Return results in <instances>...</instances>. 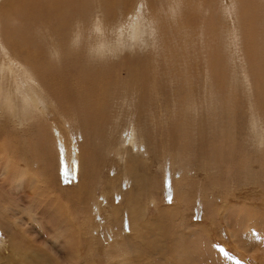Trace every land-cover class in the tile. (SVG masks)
I'll list each match as a JSON object with an SVG mask.
<instances>
[{
  "label": "rangeland",
  "instance_id": "374dc122",
  "mask_svg": "<svg viewBox=\"0 0 264 264\" xmlns=\"http://www.w3.org/2000/svg\"><path fill=\"white\" fill-rule=\"evenodd\" d=\"M4 1L0 0V6ZM131 2L123 20L117 15L107 18V29H114L117 19L124 25L143 22L147 27L144 42L135 45L137 41L127 38L121 48L97 56L94 46L110 42L115 32H88L77 44L74 66L70 56L68 63L62 59L60 65L48 58L46 42L40 67L46 65L52 73L65 68L73 75L82 70L89 74L85 77L103 75L119 82L128 80L127 66L136 65L145 82L154 84L156 95L148 94L150 107L146 115L141 114L144 118L130 115L134 104L115 97L110 106L113 118L104 137L108 142L83 135L70 112L65 111L64 117L57 107L56 112L39 111L36 117L46 133L52 135L58 128L64 137L93 146L98 167L94 177L88 178L84 174H88L89 162L73 168V148H68L65 159L71 163L67 168L50 152L54 159L49 157L47 172L52 182L49 193L43 195L60 199L61 208L67 206L73 220L68 227L50 224L47 211L40 210L32 224L26 219L34 214L33 209L26 211L30 194L25 200L19 194L23 189L10 186V201L21 207L15 209L16 228L24 227L17 234L14 259L19 264H264V133L259 136L264 132V0H182L178 14L170 12L175 0H153L151 13L141 12L144 0ZM39 18L40 34L49 43H59L60 33H46L49 20ZM25 38L27 44L21 43L22 47H36L30 45H34L30 34ZM103 69L106 72L100 73ZM5 116L0 112V140L1 132L37 128L38 122ZM131 127L139 136L146 133L145 139L138 140L136 149L124 150L122 135L127 136ZM76 171L83 175L81 188L75 184ZM102 195L104 202L99 199ZM151 195L156 196V205ZM118 206L120 211L113 212ZM231 207L254 216L244 217V223L249 219L245 224L238 225L237 220L232 224L226 218ZM107 221L109 225L103 223ZM133 222L137 226L131 229ZM8 227L13 231L15 225ZM2 239L10 245L8 232H2ZM220 246L236 259H227Z\"/></svg>",
  "mask_w": 264,
  "mask_h": 264
},
{
  "label": "bare ground",
  "instance_id": "6f19581e",
  "mask_svg": "<svg viewBox=\"0 0 264 264\" xmlns=\"http://www.w3.org/2000/svg\"><path fill=\"white\" fill-rule=\"evenodd\" d=\"M152 2L153 0H144V5L142 6L141 12L144 13L145 10H147L150 13L153 12L155 7L152 8L153 6ZM181 3L182 0H175V4L173 5V7L170 8V12L171 13L173 12L174 14L179 11L181 12L182 11ZM131 5H132L131 0H5L4 2H2V5L0 6V15H1L0 16V112L2 113V115L8 116V118L11 119L15 118V120L17 121L18 118L20 119L23 118V121L26 122L33 121L38 123H35L37 125V128L35 129H31V127H28L29 129L26 130L27 132L24 129H21L19 131L16 130V131L1 132L0 264H19V261H16L14 259V254L16 250V245L19 244L17 242L18 239L17 234L21 233L22 230H24L22 229L23 227L22 225L18 226V230L16 228L17 227L16 225H18L19 223L17 224L16 221L18 217L15 215V209L16 208L19 209L20 204L17 201L16 202L10 201L9 197L12 195L9 191L11 187L17 188L19 190L23 189L24 192L19 194L22 195V197L25 196L24 197L25 200L27 199V195L30 194V199L27 202L28 209H26V211L29 213L32 211L31 209H33L34 214L27 216L26 219H29L32 224L35 223L36 221L35 212L37 210H40V212L42 213L44 211H47L46 212L48 213L47 215L50 216L48 217L49 219L47 221L50 224H55L58 227L59 225L63 226L65 224L64 226L68 227V225H71L73 220L70 219V213L69 214L67 213L68 210L67 206L64 205L62 209L60 205L62 206L63 204H59L60 202L59 198H58L59 200L57 199L49 200L48 199L49 194H47V196L43 195L45 192L49 193V190L51 188L50 183L52 182V181L50 182L49 174L47 172L48 161L50 163L49 157L54 159L53 156H50V152L52 154L53 153L55 154V158L59 159L60 162L59 165H63V166L66 165L67 168L69 167V163H71V160L65 158L69 156L70 150L68 148L69 147L73 148L71 150L73 166H74L73 168L76 169L77 167L76 165H78L80 162L84 163V165L86 164V166L88 165L87 163L89 162L90 164L88 165V174H84V176H88V178L94 177L96 168L98 167L97 155L94 154L93 146H85V143H80V142H78L79 143L78 144L77 142L74 141V137H67V136L64 137L60 133L62 131L59 132V130L61 129L58 128L55 129L56 133L59 132L57 133L58 135H56L57 137H55L54 135L56 133L50 135V133L47 132L49 133L47 134L42 128H40L42 123L40 119L36 117L37 114L40 113L39 111L42 108L43 110L48 109V111L49 110L55 111V108L57 107L59 109L58 111H60L64 117L66 116L65 111L70 112L71 114H73V117L76 120L75 122L79 123L83 135L91 138L92 137L93 138L97 137L99 139L102 138L101 140L108 142L107 140L108 137L106 138L104 137L107 135L106 133V130L108 128L107 126L111 124L113 118V116L110 115L111 112L110 106L115 97L121 96L123 97L124 100H128L129 102L134 104V107L130 110V115L133 114L132 116H140L142 118L143 116H141V114L143 112L145 113L146 110H148V108L150 107V104L148 106L147 98H148V94L150 93L151 95L153 94L156 95L155 86L152 83H150L149 86L145 82L142 75L143 71H141V69L136 65H128L127 66V70L129 72L128 80L119 81V82H112L110 79H108L103 75H99L96 77H85L89 74L82 72V70L81 72L80 71L75 72L73 75L70 74L69 71H67V69L65 70V68H63L65 71L61 69L58 73H52L46 70L48 69L46 65L40 67V65H44L43 57L45 53L48 54L47 55L48 58L50 57L52 58L54 63L55 62L59 63L58 65H60V63H62L64 59L65 62L68 63L66 60H68L67 57L70 56L69 59L73 58V60L71 59L73 65L74 61L77 60L76 48L79 47L77 44L78 42L81 43L82 36L87 34L88 32H104L108 30H109L108 32H115L113 39L110 42L103 41L98 47L94 46L97 56H106L107 54H111L115 47L121 48L124 45L125 40L127 38L131 39L132 43L137 41L135 45L144 42L143 33L146 31L145 29L147 27L143 25V22L140 21L130 22L125 25L122 22L123 20L122 14H124L128 10H131ZM111 15L120 16L122 20L117 19L116 20L118 21L117 25L115 23L116 21L114 22L116 27L110 31V29H107L108 26L106 25V22L108 21L106 20L109 16L111 17ZM1 17H5L3 19L5 20L4 24H2ZM39 17L49 20V24L46 23L47 24L46 26L48 27V32L46 31V33L49 32L60 33V34L57 33L58 35H60V38L62 39L59 41V43L55 44L51 40V37L54 36L51 35H50L51 37L49 38L52 43H49L47 39L46 40L44 39L46 38L44 34H40ZM25 19L28 20L27 23L20 24V22H22ZM112 19H116V18L113 17ZM41 24H43V27H45L44 23ZM54 26H56V28ZM26 34L31 35L30 38L31 42L34 43V45L32 44L30 45L36 47L31 48L29 45L28 47L30 48H25L26 46L25 47L21 46V43L23 44L26 43L25 42ZM67 34H69L68 37ZM57 38L59 37H56V39ZM46 42L48 43L47 44L48 47H46L47 50L45 48L46 52L44 53L43 49L45 47ZM66 53H68L67 56L65 55ZM63 65H67V64L63 63ZM79 67L80 66H78V68ZM104 72H106V69L100 71V73H104ZM151 100L149 101V103L151 102ZM255 112L253 113L255 114ZM146 114L147 113H145V115ZM40 115L43 116L44 114H40ZM42 118H45V116ZM11 119L9 121H12ZM57 120L58 119H52V122H56ZM134 123L136 122L134 121ZM136 124H134V126H136ZM141 126L142 125H140L139 128H141ZM132 127L130 133L126 134L127 136L122 135L124 139L123 144H125L124 150L126 149V147L136 149V145L139 144L138 140L145 139L144 135L146 133L141 134V136H139L138 131H135L134 128ZM53 130L54 129H52V131ZM263 133H264L263 130H261L259 136L262 137ZM261 140H262L261 142H263L264 138L262 137ZM68 141H71V146H69ZM79 171H76L77 181L75 180V184L81 188L80 186L81 182L79 181V179L83 175H81V172ZM83 171L85 172L84 169ZM7 187L8 189H6ZM24 188H26V194H24L25 193ZM37 196L39 198H37ZM151 196H152L150 199L151 203L156 205L158 203L156 196L154 195ZM19 197L20 196L18 195V197L16 196L15 198H19ZM77 198L79 199V196H77ZM103 198L104 195H102L101 198H99L100 202L101 201L104 202ZM95 209H96L95 211L97 212L98 211L97 207ZM170 209L169 211L172 210ZM238 209L239 208L235 209V207H231L228 209L226 218L232 224L236 223L237 220L236 224L239 225L241 223H244L243 222L244 217H250L251 219L252 215L254 216V214H252L253 212L252 213L247 212V210L242 212L239 211ZM159 210L161 211V209ZM22 211L24 213V210ZM64 211L66 212V214ZM119 211H120V206L113 208V212H119ZM9 213H11V215ZM62 213L63 215L61 216ZM162 215L164 217L168 216V214H163V213ZM19 218H21L20 221H22V217L19 216ZM58 218H60L61 221H59ZM161 218L163 217H160L159 219L160 222H165V220L163 219L164 221H162ZM116 219L117 221L119 220V218ZM2 220H5L7 222L2 223ZM247 221H245V223H247ZM103 223L109 225L110 222L107 221ZM9 224H13V227L15 225V228L12 229L13 231L9 229L8 227ZM132 225H131V229L132 228L134 229V225H135L134 222L132 223ZM137 230L135 232H137ZM3 231L8 232L9 236L11 237V240H9L10 243L9 246H6V243L3 242L2 239ZM26 231L31 232V230H27V229ZM69 232H71V230ZM76 234L78 235L79 232ZM86 235L89 236V234L87 233ZM198 235L200 234L198 233ZM77 240H80V236L79 239ZM133 241L131 240V242ZM76 242L77 241H75V243ZM73 251L70 248V252L73 253ZM23 254L25 255L24 252ZM67 254H69V252H67ZM72 258L74 259L75 257ZM72 264H76V263L72 262ZM120 264H125V263L121 262Z\"/></svg>",
  "mask_w": 264,
  "mask_h": 264
},
{
  "label": "snow or ice",
  "instance_id": "6c2138e0",
  "mask_svg": "<svg viewBox=\"0 0 264 264\" xmlns=\"http://www.w3.org/2000/svg\"><path fill=\"white\" fill-rule=\"evenodd\" d=\"M262 239H264V238H262ZM219 250L227 259H229V260H235L236 259L233 255L228 253L222 246H220ZM238 264H239V262H238Z\"/></svg>",
  "mask_w": 264,
  "mask_h": 264
}]
</instances>
